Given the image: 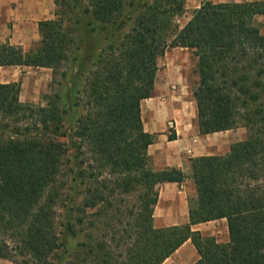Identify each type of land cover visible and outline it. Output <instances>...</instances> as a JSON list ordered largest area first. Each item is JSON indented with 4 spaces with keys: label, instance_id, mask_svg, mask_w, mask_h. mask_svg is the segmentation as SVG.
<instances>
[{
    "label": "trees",
    "instance_id": "trees-1",
    "mask_svg": "<svg viewBox=\"0 0 264 264\" xmlns=\"http://www.w3.org/2000/svg\"><path fill=\"white\" fill-rule=\"evenodd\" d=\"M186 1L55 0L37 48L0 41L1 67L68 76L61 69L70 64L74 93L73 102L56 93L41 106L20 101L19 82L0 83V264H162L187 240L199 255L193 264H264V33L256 21L264 0H205L179 29ZM170 47L197 60L200 133L243 127L247 137L225 154L189 159L197 196L189 223L159 228L157 186L187 175L152 167L147 149L157 135L144 130L141 101ZM217 219L226 220L227 242L192 229Z\"/></svg>",
    "mask_w": 264,
    "mask_h": 264
},
{
    "label": "crops",
    "instance_id": "crops-1",
    "mask_svg": "<svg viewBox=\"0 0 264 264\" xmlns=\"http://www.w3.org/2000/svg\"><path fill=\"white\" fill-rule=\"evenodd\" d=\"M194 1L197 4L192 7L196 9L201 5L202 0ZM218 2L238 1L219 0ZM54 13L55 0H0V41L21 46L25 51L30 50L31 46L40 40L39 22L53 19ZM12 67L19 66H11V69ZM158 72L159 69L151 96L141 101L144 130L157 135L147 149L151 165L155 170L166 167L186 169L188 159L225 154L232 143L246 139L247 132L243 128L201 134L195 103L187 110L180 100L182 97H179V93L175 94V91L171 90L173 84H178L180 89L187 88L186 76L183 73L178 75L168 63L164 69V76H160ZM10 82H19L18 70L9 80L0 83ZM169 121L174 124L175 139L173 140L168 138ZM157 190L158 201L154 210V225L160 228L189 223V182L161 183L157 186ZM195 192L193 190V197H196ZM219 226L225 227L223 240L227 242L228 229L225 219L194 224L192 229L200 231L204 236H214L218 240ZM198 258L194 245L187 240L162 264H193Z\"/></svg>",
    "mask_w": 264,
    "mask_h": 264
},
{
    "label": "rangeland",
    "instance_id": "rangeland-1",
    "mask_svg": "<svg viewBox=\"0 0 264 264\" xmlns=\"http://www.w3.org/2000/svg\"><path fill=\"white\" fill-rule=\"evenodd\" d=\"M204 1L205 0H202L201 4ZM210 1L214 2V0H210ZM218 1L219 0H216V2L214 3H218ZM237 1L243 2V1H252V0H237ZM195 4H197L196 1L187 0L182 14L175 17V23L179 29L182 28L186 24V22L190 19L191 14L194 10L192 6ZM55 10H56V5H55ZM53 19H55V17ZM256 21L260 25L261 31L264 33V15L257 16ZM39 42L31 46L30 50L37 48ZM97 51H98L97 46H95L92 52L96 53ZM196 61L197 60L193 56L191 49L181 48V47L168 48L165 55L159 58L158 60V69H159L158 74L160 76H164V69L167 66V63L171 68H174L176 70L178 75H180L179 73H183L186 76L188 82L187 88L180 89L178 84H173L171 85V90L172 91L174 90L175 94L179 93L180 95L179 97H182L180 98V100L182 101L184 107L187 110L191 109L193 107V103H195L192 90L199 80L198 74L196 72ZM75 69L76 67L74 66L73 72L75 71ZM16 70H18L19 82L21 85V90L19 94L21 102L46 106L48 98H50L56 93H59L61 95V103L63 105L74 101V93L72 92V90L70 91L71 83H69L71 82V80H73L72 74H70L71 73L70 64H65L61 69V72L64 70L67 71L68 76H62L61 74L55 75L51 68H45V67L19 66V67H12V69L11 66L1 67L0 82H5L6 80H9L11 76H13L16 73ZM83 80L84 77H81L79 81L77 80V83L79 84L78 86L79 88L82 87ZM76 110L77 112L74 116L78 117L82 113V109L81 107H76ZM167 125L169 132L168 136L170 134H174L173 122L169 121ZM238 128H243V127H238ZM243 129L246 130L245 128ZM186 163H187V168L186 169L182 168L181 170L187 175L185 181L189 182V187H190V191L188 195L189 201H194L196 200L197 196L195 194L196 197H193V190L196 191V189L194 182L190 176L191 169H190L189 159L187 160ZM224 236H225V227L219 226V235H218L219 241L218 240L217 241L224 243L225 242L223 240ZM14 260L15 261L2 260L1 262L4 264H27V263H23L22 262L23 260L21 259L18 260L14 259Z\"/></svg>",
    "mask_w": 264,
    "mask_h": 264
}]
</instances>
